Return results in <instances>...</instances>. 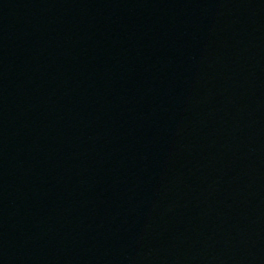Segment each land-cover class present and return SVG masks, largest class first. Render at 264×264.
Here are the masks:
<instances>
[{"label": "water", "instance_id": "obj_1", "mask_svg": "<svg viewBox=\"0 0 264 264\" xmlns=\"http://www.w3.org/2000/svg\"><path fill=\"white\" fill-rule=\"evenodd\" d=\"M0 264H264V0H0Z\"/></svg>", "mask_w": 264, "mask_h": 264}]
</instances>
